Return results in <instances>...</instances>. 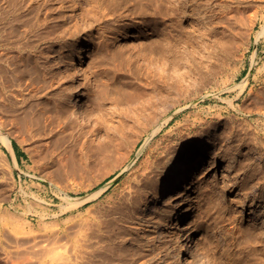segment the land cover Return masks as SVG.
I'll return each instance as SVG.
<instances>
[{"label":"rangeland","instance_id":"1","mask_svg":"<svg viewBox=\"0 0 264 264\" xmlns=\"http://www.w3.org/2000/svg\"><path fill=\"white\" fill-rule=\"evenodd\" d=\"M14 6L34 25L18 43L42 52L29 85H11ZM0 11L11 42L0 47V264H85L105 251L186 264L180 244L187 264H236L238 239L264 264V0H0ZM191 49L206 61L190 71ZM29 90L33 123L14 97ZM76 93L83 116L69 106ZM116 129L117 149L100 161ZM203 153L188 186L155 203Z\"/></svg>","mask_w":264,"mask_h":264},{"label":"bare ground","instance_id":"2","mask_svg":"<svg viewBox=\"0 0 264 264\" xmlns=\"http://www.w3.org/2000/svg\"><path fill=\"white\" fill-rule=\"evenodd\" d=\"M27 1V0H26ZM6 3V2H5ZM8 3V2H7ZM26 3V2H25ZM28 4V3H27ZM29 5V4H28ZM27 5V6H28ZM20 6V4L18 5ZM18 6H14L13 8H11L10 10H12V16H13V22L14 25L12 26V33L14 34V36L16 37L15 40H13V42L11 43L10 41H3L0 39V47L2 45H7V44H10L11 43V47L14 51H16L17 53L15 54H11L10 55V61H11V68H10V72H11V75H12V78H11V85H15L16 83L20 84L21 81L25 80L27 81L26 83L29 85L30 83H32V81H35L36 80V77L35 76H32V74H37L38 72V67L33 64L31 65L30 64V61L32 62H36L37 61V58L38 56H40L42 54V52L40 51L39 55H35L34 54H26V46L25 45H21L18 43V40H21L26 34L27 31H30L32 28H33V24L31 23V19H30V12L28 11L26 15H23V14H20L19 11H17V8ZM34 8V7H33ZM19 9V8H18ZM37 9V8H36ZM9 10V9H8ZM24 10V9H23ZM35 10V9H34ZM22 11V10H21ZM27 11V10H26ZM24 12V11H23ZM1 13V11H0ZM10 13V12H9ZM4 15V14H2ZM35 18V17H34ZM39 18V17H38ZM37 19V18H36ZM35 19V20H36ZM45 19V18H44ZM1 21V20H0ZM9 21V20H8ZM3 22V21H2ZM10 22V21H9ZM12 23V22H11ZM38 23V22H37ZM26 28H25V27ZM9 27V26H8ZM21 27L23 28L24 27V30H19L21 29ZM73 28V27H72ZM34 29V28H33ZM63 31V30H62ZM212 31V29H211ZM214 31V30H213ZM211 32L213 34V38L212 39H209L211 40L215 45L219 46V43H220V40H221V37L219 36L220 33L219 32ZM234 31V27H233V24H232V28H231V33H233ZM74 32H77V29H72L70 31H68V34L69 35H73ZM57 35V33H56ZM210 35V34H209ZM55 36V35H54ZM60 37V36H58ZM212 37V36H211ZM61 38V37H60ZM236 38V36L234 37ZM12 39V38H11ZM160 41V49H161V54H163L164 56H167L166 54H168L170 56L171 54V47H170V44H171V34H170V29L168 28V26H164L161 28V33L159 35V39ZM233 39H231L232 41ZM54 41V40H53ZM22 42V41H21ZM235 42V40H234ZM209 43V42H208ZM222 44V43H221ZM220 44V45H221ZM233 42L230 43V46H232ZM234 45V44H233ZM210 46V45H209ZM5 48V47H4ZM3 48V49H4ZM216 48V47H215ZM232 48V47H230ZM28 49V47H27ZM8 50V49H7ZM5 51V49H4ZM199 50H194V49H191L189 54H190V62H192V67L190 68V71L193 70V69H198L200 68L204 63H205V58L206 56L203 55L201 52L199 53L198 52ZM7 52V51H6ZM6 52H0V57L5 55ZM8 53V52H7ZM199 53V54H198ZM211 53V52H210ZM10 54V53H9ZM211 55V54H210ZM9 56V55H7ZM5 55V58L7 57ZM87 57V55H84V54H77L76 56V60L79 61L80 59L82 58H85ZM212 57V56H210ZM217 57V56H215ZM4 59V58H3ZM7 59V58H6ZM1 60V59H0ZM215 60V59H214ZM219 59H216V62L218 63ZM9 62V60H8ZM2 63V62H1ZM10 64V62H9ZM75 65V62L72 61L70 63V66H73ZM33 66V67H32ZM1 70V69H0ZM200 71V70H199ZM190 73V72H189ZM27 75H30L32 78V81L30 80V78H25V76ZM42 74V72H41ZM29 76V77H30ZM37 76V75H36ZM43 76V75H42ZM41 78V77H40ZM8 80V79H7ZM42 80V79H41ZM163 80H158V84L160 83V86L162 87L161 85V82H163ZM166 82V81H165ZM164 83V82H163ZM4 84V83H3ZM157 84V83H156ZM5 85V84H4ZM158 87V85H157ZM3 88V87H2ZM163 89V88H162ZM165 89V88H164ZM167 89V88H166ZM33 91V90H32ZM154 91H155V88H154ZM157 91H159L157 89ZM165 92V91H164ZM170 92V91H169ZM66 92H64L65 94ZM157 93V92H156ZM163 93V92H162ZM155 94V93H154ZM168 94V93H167ZM25 95V96H24ZM21 94V93H18L16 92L15 93V99H20L21 102H22V106L26 108L27 112H28V115L30 117H28L29 121L31 123H33L35 120V118L37 117V115L35 116V111H33V106L30 104V99H31V91L29 90V93L28 94ZM158 95V94H157ZM160 95V94H159ZM165 95V94H164ZM171 95V94H170ZM81 96L80 93H76L75 95L73 96H70L69 98V106L70 108L72 109L73 113L76 114V115H81L83 116V110L81 108V102H80V99L79 97ZM163 97V95H161ZM166 98V96L164 97ZM160 100V99H159ZM161 102V100H160ZM165 102V101H163ZM13 103V102H12ZM16 103V102H15ZM165 104V103H164ZM170 104V103H169ZM167 105V104H166ZM16 106V105H15ZM32 110V111H31ZM30 112L32 113V115L30 114ZM147 117H145V120H146ZM145 124V123H144ZM114 129V128H113ZM111 131V130H110ZM119 130H113V132L111 134H108V138H104L106 139L105 143L103 144L102 146V149L100 150V153H99V158L100 161L103 160V159H108L110 156L113 155V153L116 151L117 149V141L118 139L121 138L122 136V133L121 131ZM106 134V135H107ZM105 135V136H106ZM104 141V140H103ZM9 146V145H8ZM206 156V153H203L202 155H199L197 156V158H193L192 160L186 162L185 164H183L181 167H179L177 170H175L172 175L167 179L165 180L164 182H162V184L158 187V189L156 190V192L154 193L153 195V201L155 203H160L162 201V199L167 195L168 193V190L171 189L172 187H174L176 184H182L181 186L179 187H185V186H188V184L191 182L190 179H191V176L193 174V172L203 164L204 162V157ZM173 213L171 212L170 213V216L172 215ZM183 221H179L177 222V225H176V233L177 235L182 231V225H183ZM240 238V237H239ZM239 241L237 242L238 243V249H237V252H236V264H250L251 262V259H250V254H252V252L254 251L253 249V244L252 243H248V247H247V250H245L242 246V242L241 239H238ZM237 241V240H236ZM252 242V241H251ZM94 243V242H93ZM94 246V245H93ZM92 247V246H91ZM106 246H104L102 249L106 250L105 248ZM108 247V246H107ZM108 249L110 250V248L108 247ZM63 250H65V248H63ZM91 250V249H89ZM179 251L181 252V255L184 257V262L187 264L188 262V258L186 257V248H185V245H179ZM101 252V251H99ZM111 252V251H109ZM247 252V255L245 254ZM94 252H89V254H91L89 256V260L87 261V263L85 264H126V262H123L124 258L121 257V256H115L114 253H108V251H105L104 255L99 257V259H94ZM97 253V252H96ZM103 253V252H102ZM109 254V255H108ZM245 254V255H244ZM61 255H63L61 253ZM245 256V257H244ZM63 257V256H61ZM64 258V257H63ZM64 260V259H63ZM115 260H119L118 262L115 261ZM258 260V259H257ZM79 264H83L82 261H80Z\"/></svg>","mask_w":264,"mask_h":264},{"label":"snow or ice","instance_id":"3","mask_svg":"<svg viewBox=\"0 0 264 264\" xmlns=\"http://www.w3.org/2000/svg\"><path fill=\"white\" fill-rule=\"evenodd\" d=\"M191 155L195 156L198 153V145L196 142H192L191 149H190ZM175 197V195H173ZM176 204H179V198H176L175 200Z\"/></svg>","mask_w":264,"mask_h":264}]
</instances>
